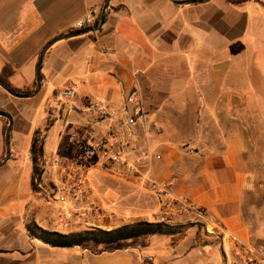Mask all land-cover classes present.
<instances>
[{
  "label": "crops",
  "instance_id": "crops-1",
  "mask_svg": "<svg viewBox=\"0 0 264 264\" xmlns=\"http://www.w3.org/2000/svg\"><path fill=\"white\" fill-rule=\"evenodd\" d=\"M105 3L0 0V73L9 66L10 84L33 93L44 47L56 37L76 31V23L90 9L102 13ZM259 60L264 61V0L238 4L210 0L181 6L171 0H111L100 31L55 43L44 57L40 92L31 98H17L4 90L8 97L0 101L2 110L4 106L18 108L11 114L12 134L25 122L33 124L27 158L21 159L15 152L17 140L12 141L11 134V158L0 167V264L136 261L134 253L117 256L104 254L108 250L100 254L82 247L56 248L30 234L32 224L62 234L88 229L85 218L79 216L76 227L66 226L62 221L67 211H55L63 206L45 201L62 182L55 160L77 153V146L69 142L74 132L101 145L119 130L117 123L70 113L60 97L67 86L74 88L83 103L102 102L114 109L127 105L132 111L136 106L128 95L138 88L147 118L138 126L135 146L137 150L148 148L152 155L145 175L170 184L173 192L186 196L197 208L176 221V226L182 227L176 234L130 239L118 245L137 243L139 252L152 264H229L225 254L229 236L257 242V228L264 217L257 193L259 174L264 171V125L256 119L264 115L256 106L264 100L263 78L261 82L256 78L262 76ZM22 102L26 108L20 110ZM3 119L1 162L6 156L7 121ZM37 132L44 133L41 167L47 172L34 185L31 145ZM91 175V191L78 206L88 209L95 204L113 212L111 206L119 197L108 194L110 206L97 199L102 188L98 181L92 184ZM124 182L143 192L134 195L138 207L160 209L147 187ZM92 224L115 227L113 218ZM194 224L213 233L219 228L227 236L220 240L206 236L203 242L204 236L197 235Z\"/></svg>",
  "mask_w": 264,
  "mask_h": 264
},
{
  "label": "built area",
  "instance_id": "built-area-1",
  "mask_svg": "<svg viewBox=\"0 0 264 264\" xmlns=\"http://www.w3.org/2000/svg\"><path fill=\"white\" fill-rule=\"evenodd\" d=\"M98 16L96 10L90 9L89 13L76 23L74 30L94 27ZM105 50L109 52L110 49ZM60 97L70 113L87 119L93 118L97 122L110 121L119 124V130L110 134L109 140L101 145H93L86 137L80 136L77 132L72 133L69 142L77 146V153L56 158L55 164L62 174L61 186L55 193H48L45 201L50 205L61 204L67 211L64 215L65 221L62 223L66 226H74L78 223L76 217L79 216L85 218L84 225L88 228L87 230L114 229L101 228L92 224L94 220L99 222L106 218L114 219L115 216L109 211L95 204L88 209H81L78 206L81 198L91 191L89 178L95 171H108L134 186L143 185L156 196L160 209L139 221L176 226V221L182 215L197 210L186 196L173 192L170 184L156 182L145 175L151 164L152 155L148 148L137 150L135 146L138 141V126L144 124L147 118L142 108L138 88L128 95V100L136 106L133 111L127 105L114 109L102 102L83 103L77 99L76 91L72 86L64 88L60 92ZM69 203H73L75 207H70ZM216 232L223 238L227 236L225 231L219 228ZM229 241L230 245L225 250V254L230 259L229 264H264V245L257 246L244 242L236 236H229Z\"/></svg>",
  "mask_w": 264,
  "mask_h": 264
},
{
  "label": "rangeland",
  "instance_id": "rangeland-1",
  "mask_svg": "<svg viewBox=\"0 0 264 264\" xmlns=\"http://www.w3.org/2000/svg\"><path fill=\"white\" fill-rule=\"evenodd\" d=\"M260 64V74L262 75L260 77L256 76V78H258V81L261 82V78H263L264 81V61H260L258 62V67ZM254 72H257V70H254ZM250 85V83H249ZM260 85H263L262 83H260ZM263 87V86H262ZM1 93H3V96H0V101L4 100L5 97H8V94H6L4 92V90H1ZM256 106L263 112L264 114V100H259L257 101ZM3 110L7 113H9L10 115L14 114V112L17 111V106L13 105V106H4L2 107ZM26 108V103L22 102V106L20 108V110L25 109ZM19 112V110H18ZM258 120V124L260 125H264V115H259L256 118ZM26 120V119H25ZM4 119L2 117H0V153L2 150V123H3ZM6 121L8 122V120L6 119ZM254 127V126H253ZM258 127H261L258 125ZM254 130V129H253ZM253 136H255V131L252 132ZM54 135V131L51 133L50 137L52 138ZM33 136V124H29L28 122L24 123L23 127H18L15 128V131L12 134V141H16L17 140V148L15 150V152H19V156L21 157V159L27 158L28 153L30 151V144H31V139ZM261 136V135H260ZM259 136V138H260ZM44 137V133L40 132L38 135L39 139H43ZM256 137V136H255ZM1 162V161H0ZM42 168V167H41ZM43 169V168H42ZM46 169H44L43 173L46 174ZM101 173V172H100ZM103 175H99V174H92L91 175V182L92 184L95 185V182L98 181V187L100 186L102 189V193L100 195H96L97 199H100L103 203L107 204L110 206V201L109 199L106 197L108 194L113 196V195H117L119 197V200L116 202V204L114 206H111V209L113 210V212H111L115 218H114V223H115V227L117 228L119 227L118 224H124V223H133L135 221H139L140 219H143L144 217H146L147 215H153L155 211H151V210H147V209H142L140 207H138L135 204L134 200V195H142V191H140L138 188L136 187H130L128 185H125L124 181H121L120 178H115V175H111L108 171L107 172H103ZM9 176V174H8ZM47 177V176H46ZM118 177V176H116ZM258 178V189H257V193H258V201H259V206L260 208H262L264 206V171L262 173L259 174ZM96 178V179H95ZM61 186V184H60ZM59 186V187H60ZM123 187H125L126 189H124L123 191ZM126 199H129L130 201L126 202ZM53 205H58V207H60L61 205H59L58 203H53L51 204ZM56 212H61L64 213L66 210L62 209L61 207L55 210ZM259 226L257 228L258 230V235H259V240L257 242H255L254 244L259 246V245H264V217L260 218L259 221ZM197 225L196 231H197V235L200 236L203 235L204 237L202 238L203 242H206V236H214L217 239L220 240V235L218 233H213L210 232V230H208L207 228L205 229L204 227H202L201 224H194L192 226ZM78 226V225H77ZM71 227H76V226H71ZM180 227V226H179ZM182 227H180L179 229L181 230ZM87 230V229H86ZM45 231V230H44ZM134 246V247H133ZM133 247V248H130ZM126 252H130V253H134V256L136 258V261L134 264H145L146 259L145 255L142 254L141 252H139L138 250V244H120L117 245L115 247H113L112 249L105 251L104 254H113V255H122V253H126ZM95 253H102L103 251H101V249L97 248L95 249Z\"/></svg>",
  "mask_w": 264,
  "mask_h": 264
},
{
  "label": "trees",
  "instance_id": "trees-1",
  "mask_svg": "<svg viewBox=\"0 0 264 264\" xmlns=\"http://www.w3.org/2000/svg\"><path fill=\"white\" fill-rule=\"evenodd\" d=\"M230 3L238 4L248 0H227ZM260 1V0H257ZM102 13L99 14L98 19L94 27H97L101 21ZM107 21V16H106ZM41 54V53H40ZM12 74V69L9 66L3 68L0 73V80L9 87L13 92L18 94H31L32 91H21L16 89L10 84L9 78ZM0 110H2L0 108ZM4 111V110H2ZM8 122L4 128L6 132ZM39 132L36 133L32 145L31 155L34 165V176L33 183L41 178L43 174L42 158L44 152V137L43 139L38 138ZM179 226H172L167 223H150L147 221H139L133 224H127L114 228L111 230L105 229H91L84 230L77 233L62 234L58 232L44 231L38 226L32 224L29 226V231L32 236L38 237L43 240L46 244L56 248H73L82 247L92 250L95 253V249L100 246L104 247V250H110L121 242L138 239L146 236L153 235H172L180 231ZM145 264H152L151 260H146Z\"/></svg>",
  "mask_w": 264,
  "mask_h": 264
},
{
  "label": "water",
  "instance_id": "water-1",
  "mask_svg": "<svg viewBox=\"0 0 264 264\" xmlns=\"http://www.w3.org/2000/svg\"><path fill=\"white\" fill-rule=\"evenodd\" d=\"M173 3H175L176 5H189V4H196V3H207L210 0H186V1H179V0H171ZM110 2L111 0H106L104 9L102 11V17H101V21L99 23V25L97 27H90L87 29H83V30H76V31H71L68 34L65 35H60L59 37H56L53 41H51L50 43H48L44 49L42 50L40 57H39V61H38V76H37V86L36 89L33 93L31 94H27V95H23V94H18L16 92H13L9 87H7L1 80H0V87L5 90L7 93H9L10 95L17 97V98H31L34 97L35 95H37L41 88H42V68H43V62H44V57L46 55V53L49 51V49L57 42L61 41V40H65V39H70V38H75V37H80V36H84V35H88L91 33H95L97 31H100L103 27V25L106 22V16H107V11L110 7ZM0 117L5 118L8 120V126L5 132V146H6V156L5 159L0 162V167H2L3 165H5L11 158V134H12V130H13V119L12 116L5 112L0 110Z\"/></svg>",
  "mask_w": 264,
  "mask_h": 264
}]
</instances>
